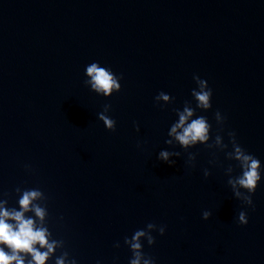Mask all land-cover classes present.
<instances>
[{
	"label": "water",
	"instance_id": "95a60500",
	"mask_svg": "<svg viewBox=\"0 0 264 264\" xmlns=\"http://www.w3.org/2000/svg\"><path fill=\"white\" fill-rule=\"evenodd\" d=\"M94 61L122 75L119 92L83 83ZM194 74L213 90L199 113L213 136L234 131L264 163V0H0V196L14 205L17 187L39 188L79 264H128L124 238L148 223L165 226L142 241L156 264H264V180L244 205L223 151L164 143ZM160 91L174 97L164 107ZM105 104L115 130L97 118ZM162 148L181 153L175 165L157 159Z\"/></svg>",
	"mask_w": 264,
	"mask_h": 264
},
{
	"label": "clouds",
	"instance_id": "9594fccd",
	"mask_svg": "<svg viewBox=\"0 0 264 264\" xmlns=\"http://www.w3.org/2000/svg\"><path fill=\"white\" fill-rule=\"evenodd\" d=\"M83 83L99 96L110 97L114 92H119L122 85V75H117L111 67L101 64L99 61L85 65ZM196 87L191 89V100H186L182 108L174 109L176 119L170 124L167 131V139L164 143L170 147L178 145L187 151L197 146L205 145L224 152L225 158L236 162L239 172L233 175L234 168L229 165L225 169L228 176L227 184L231 187L233 195L247 206L253 205L252 195L255 193L260 182L264 180V163L254 154L249 153L237 141L236 133L228 131V143L220 134L222 128L213 136L212 124L207 116L199 114L212 108L213 90L206 79L193 75ZM174 97L160 91L154 100L161 107L171 103ZM194 101V103H193ZM111 105L105 104L103 110L97 113V118L103 122L108 130H115L116 121L108 115ZM217 125H223L226 116L220 110L214 112ZM139 131V126H135ZM211 141V142H210ZM229 145L231 149L229 150ZM139 147V144L137 145ZM179 151H170L162 148L157 153V159L172 166L175 165L174 157H180ZM196 159V154L188 153V162ZM213 163V161H210ZM30 170L29 165H25ZM205 177L210 175L207 168L203 172ZM16 201L14 205L9 200L0 196V264H79L75 257H71L64 249V241L53 236L47 219L49 216L47 197L39 188L15 189ZM211 213L203 211L202 218L207 220ZM63 219V217H61ZM239 224H247L246 211L240 210L237 215ZM153 231L163 235L165 226H157L148 223L145 228L137 229L130 237L124 238V244L128 246L131 257L128 264H156L151 256L143 252L142 241L149 245L155 242ZM114 247H120L119 242ZM57 250H61L57 255ZM95 264H102L97 260ZM115 264V261H114Z\"/></svg>",
	"mask_w": 264,
	"mask_h": 264
}]
</instances>
